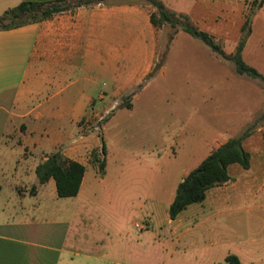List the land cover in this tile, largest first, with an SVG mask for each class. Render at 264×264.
<instances>
[{
  "label": "rangeland",
  "instance_id": "1",
  "mask_svg": "<svg viewBox=\"0 0 264 264\" xmlns=\"http://www.w3.org/2000/svg\"><path fill=\"white\" fill-rule=\"evenodd\" d=\"M162 1L176 11L194 10L192 24L213 34L227 54L235 50L242 25L250 18L252 34L243 57L264 75V3L254 12L252 0ZM165 26L157 62L161 66L173 41V29ZM185 35L201 52L184 53L187 41L180 40L164 75L144 89L145 99L133 111L86 123L87 130L107 144L110 163L94 193H83L85 219L78 216L76 233L84 241L79 248L97 251L105 264H226L217 261V254L256 237L260 228L259 236L264 234V81L238 74L232 61ZM244 132L249 133L243 147L250 154V166L232 165L229 182L210 188L205 200L189 205L179 215L181 223L171 220L169 206L178 184L214 148ZM9 140L21 142L17 134ZM24 152L18 145L14 153ZM16 161L13 157L5 162L1 154L0 166L11 173L5 182L29 190L31 185L14 174ZM33 202L24 205L30 208ZM178 224L184 225L174 238V251L162 250L161 234L169 237ZM194 226L207 234L198 249L191 236L198 233H186Z\"/></svg>",
  "mask_w": 264,
  "mask_h": 264
},
{
  "label": "crops",
  "instance_id": "2",
  "mask_svg": "<svg viewBox=\"0 0 264 264\" xmlns=\"http://www.w3.org/2000/svg\"><path fill=\"white\" fill-rule=\"evenodd\" d=\"M25 1L57 0H0V16ZM160 1L189 17L194 11H176ZM154 11L140 0H99L0 30V156L4 155L5 162L16 158L19 165L14 174L31 185L28 190L22 184L5 182L11 173L0 166V264L106 263L97 251L79 248L84 241L76 233L78 216L85 219L83 193H94L110 163L107 144L99 142L86 123L94 125L98 117L133 111L145 99L144 89L164 75L180 40L187 41L184 53L201 52L191 45L195 41L187 33L178 30L166 61L156 69L166 26L153 25ZM15 134L21 140L16 145L9 140ZM18 145L25 149L23 154L14 153ZM57 150L86 167L74 197L58 196L53 178L38 183L36 166ZM95 159L105 161L103 171ZM30 199L34 202L27 208L24 204ZM175 220L182 222L179 216ZM182 225L172 229L171 238L161 234L162 250L174 251V238ZM195 227H187L186 233L192 229L198 233L191 235L198 249L207 234ZM261 231L246 243L232 244L217 254V261L235 254L243 264H264Z\"/></svg>",
  "mask_w": 264,
  "mask_h": 264
},
{
  "label": "trees",
  "instance_id": "3",
  "mask_svg": "<svg viewBox=\"0 0 264 264\" xmlns=\"http://www.w3.org/2000/svg\"><path fill=\"white\" fill-rule=\"evenodd\" d=\"M97 1L99 0L25 1L14 8L8 9L0 16V30L49 18L56 13L68 9L70 6L76 7ZM103 1L119 2L130 0ZM141 1L155 8V11L151 14V22L155 27L161 28L164 25H168L173 29L170 40L174 39L178 30H182L193 38L203 42L221 59L232 61L238 74L264 81V75L255 67L250 66L243 57L245 44L251 34L250 18H246L242 25V35L235 50L227 54L223 50L222 44L215 40V36L194 26L187 14L169 10L160 0ZM263 3L264 0H252L251 9L256 10L261 8ZM160 67L161 63H158L155 68L159 69ZM248 135V132H244L214 148L197 167L184 177V180L178 184L169 206V217L171 220L176 219L189 205L205 200L207 191L210 188L230 180V167L232 165L239 164L243 168L250 166V154L243 147V141ZM103 151L105 152V147H103ZM96 161L98 162L99 171H103L106 164L105 161L99 159ZM85 171V165L69 159L61 150L51 153L35 169L38 183L44 184L51 178L55 180L57 193L60 197H74L78 194ZM1 189L2 186L0 185V192ZM225 262L226 264H243L235 254H228Z\"/></svg>",
  "mask_w": 264,
  "mask_h": 264
},
{
  "label": "built area",
  "instance_id": "4",
  "mask_svg": "<svg viewBox=\"0 0 264 264\" xmlns=\"http://www.w3.org/2000/svg\"><path fill=\"white\" fill-rule=\"evenodd\" d=\"M135 226H136L138 229H140V230L143 229L142 224L139 223V222H136V223H135Z\"/></svg>",
  "mask_w": 264,
  "mask_h": 264
}]
</instances>
